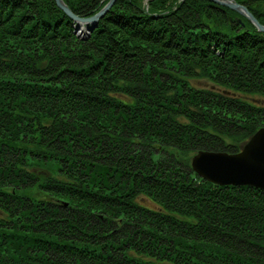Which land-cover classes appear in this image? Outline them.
<instances>
[{"label": "trees", "instance_id": "1", "mask_svg": "<svg viewBox=\"0 0 264 264\" xmlns=\"http://www.w3.org/2000/svg\"><path fill=\"white\" fill-rule=\"evenodd\" d=\"M62 1L86 19L109 0ZM233 1L264 25V0ZM76 25L0 0V264H264V190L191 168L264 127V33L209 0Z\"/></svg>", "mask_w": 264, "mask_h": 264}, {"label": "water", "instance_id": "2", "mask_svg": "<svg viewBox=\"0 0 264 264\" xmlns=\"http://www.w3.org/2000/svg\"><path fill=\"white\" fill-rule=\"evenodd\" d=\"M230 8L245 17L258 32L264 33V26L241 4L233 0H209ZM57 6L79 28L76 33L84 39L97 22L110 10L116 0H109L95 15L83 19L73 15L62 0H55ZM82 26H85L84 28ZM83 33H86L83 35ZM191 168L201 179L219 186H248L264 190V127L257 130L235 154L199 151L191 159Z\"/></svg>", "mask_w": 264, "mask_h": 264}, {"label": "rangeland", "instance_id": "3", "mask_svg": "<svg viewBox=\"0 0 264 264\" xmlns=\"http://www.w3.org/2000/svg\"><path fill=\"white\" fill-rule=\"evenodd\" d=\"M142 4H143V7H145L146 8V4H147V0H142ZM242 5V4H241ZM242 6H244V5H242ZM245 7V6H244ZM246 8V7H245ZM230 9V8H229ZM247 9V8H246ZM232 10V9H231ZM248 10V9H247ZM232 11H234V10H232ZM249 11V10H248ZM234 12H236V11H234ZM250 12V11H249ZM237 13V12H236ZM251 13V12H250ZM238 14V13H237ZM239 15V14H238ZM251 15H252V13H251ZM241 16V15H240ZM241 17H243V16H241ZM253 17H254V15H253ZM243 18H245V17H243ZM255 18V17H254ZM246 19V18H245ZM256 19V18H255ZM257 20V19H256ZM239 23H241V24H243L242 23V21H241V19L240 18H238V20H237ZM258 21V20H257ZM260 24V23H259ZM262 25V24H261ZM264 26V25H263ZM90 34V33H89ZM192 86H194L195 88H203V87H210V84L208 83V82H205V80H194V81H192ZM245 100H247L248 102H250V103H252V104H261V100L258 98V97H256V96H249V97H245ZM261 128H263V127H261ZM260 129V128H259ZM258 129V130H259Z\"/></svg>", "mask_w": 264, "mask_h": 264}, {"label": "bare ground", "instance_id": "4", "mask_svg": "<svg viewBox=\"0 0 264 264\" xmlns=\"http://www.w3.org/2000/svg\"><path fill=\"white\" fill-rule=\"evenodd\" d=\"M86 34V33H83V35Z\"/></svg>", "mask_w": 264, "mask_h": 264}]
</instances>
